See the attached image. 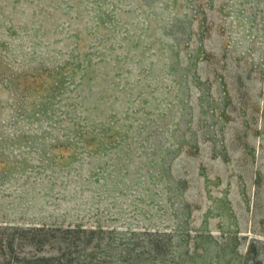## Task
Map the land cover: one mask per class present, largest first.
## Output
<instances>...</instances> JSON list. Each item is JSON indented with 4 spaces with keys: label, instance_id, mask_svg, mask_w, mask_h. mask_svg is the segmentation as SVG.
<instances>
[{
    "label": "rangeland",
    "instance_id": "1",
    "mask_svg": "<svg viewBox=\"0 0 264 264\" xmlns=\"http://www.w3.org/2000/svg\"><path fill=\"white\" fill-rule=\"evenodd\" d=\"M0 232L38 264H264V0H0Z\"/></svg>",
    "mask_w": 264,
    "mask_h": 264
},
{
    "label": "trees",
    "instance_id": "2",
    "mask_svg": "<svg viewBox=\"0 0 264 264\" xmlns=\"http://www.w3.org/2000/svg\"><path fill=\"white\" fill-rule=\"evenodd\" d=\"M37 232L38 233L42 232V230H21L20 233H22L23 235L22 234H16L18 236L17 241L21 242V240L25 239L26 234H24V233H30L33 236V235H35L33 233H37ZM3 237H4V234H0V256H2L1 264H12V263L14 264V262H16L15 264H38L39 263L38 260L30 262L28 260H24L23 258L15 261L16 260L15 257H11V256H14L16 254V252H12L13 251L12 248L14 246V241H16V236H15V240H14V238H8V237L3 238ZM3 239L5 241V245L2 244ZM7 250L10 251L9 253H7V254H9V256H6L7 254H4V252ZM16 255H18V253ZM5 258H7V259H5Z\"/></svg>",
    "mask_w": 264,
    "mask_h": 264
}]
</instances>
